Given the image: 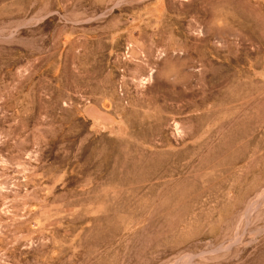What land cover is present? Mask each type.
Wrapping results in <instances>:
<instances>
[{"label": "rangeland", "instance_id": "rangeland-1", "mask_svg": "<svg viewBox=\"0 0 264 264\" xmlns=\"http://www.w3.org/2000/svg\"><path fill=\"white\" fill-rule=\"evenodd\" d=\"M0 264H264V0H0Z\"/></svg>", "mask_w": 264, "mask_h": 264}]
</instances>
